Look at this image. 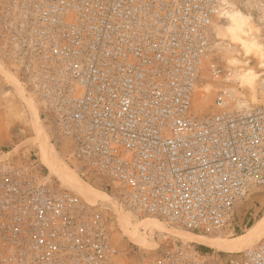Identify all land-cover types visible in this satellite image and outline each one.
Instances as JSON below:
<instances>
[{
  "label": "built area",
  "instance_id": "1",
  "mask_svg": "<svg viewBox=\"0 0 264 264\" xmlns=\"http://www.w3.org/2000/svg\"><path fill=\"white\" fill-rule=\"evenodd\" d=\"M264 35V0H238ZM234 0H0V61L13 70L68 166L124 210L201 235L241 230L237 206L264 187V106L229 85L193 109L214 26ZM253 19V17H251ZM212 81L234 80L213 58ZM264 90V80L261 82ZM6 152L5 154H8ZM47 180L36 160L0 159V264H264V237L223 257L176 240L122 262L113 217Z\"/></svg>",
  "mask_w": 264,
  "mask_h": 264
},
{
  "label": "rangeland",
  "instance_id": "2",
  "mask_svg": "<svg viewBox=\"0 0 264 264\" xmlns=\"http://www.w3.org/2000/svg\"><path fill=\"white\" fill-rule=\"evenodd\" d=\"M237 4L236 8H232V11H238L243 15L249 16L252 31L251 34L244 37L246 39H253L256 41L259 48L262 50L252 49L249 53H246L244 48L240 44L233 42L230 39V35L226 32L225 25L227 24L226 17L214 26V32L212 34V41L210 45L209 58H213L217 63L225 68L233 70L235 78L229 82L226 81H212L209 79V73L207 70V64L209 58L204 62L202 69V77L200 78L198 88L193 97V109L197 113H203L210 111L211 104L215 95L216 88L229 85L234 88V92L237 95L236 107H251V106H264V90H261V82L264 80V57L260 55L262 52L264 55V35L258 29L254 14L251 10L244 8L243 5L239 6L238 0H234ZM253 17V19L251 18ZM252 37V38H250ZM248 69L254 71L259 76L256 77L253 84L241 83V75ZM52 132L50 127L39 114V108L32 98L31 94L25 90L17 79V75L13 70L6 68L0 61V159L6 156L24 155L30 156L36 160L38 167L46 175L47 180L63 189H67L75 194L83 196L82 193L73 190L72 187L66 181H62L55 174L40 161L39 148L37 142L41 141L47 147H53L55 165L61 167V169L68 170L69 173L75 175V177L81 181L85 186L90 187L96 192L102 193V198L94 200L90 197H85L89 202H93L100 206L104 215L112 216L111 229V241L112 244L120 251L121 261L133 262V261H148L154 257L162 248L167 246L173 241L180 240L184 242H190L195 247L200 243L190 241L184 236L185 230L175 228L162 221V227L158 230L156 228H148L145 230L142 223L155 221V219L147 218L142 215L132 214L122 209L111 197L110 193L99 187L100 180L87 176L89 181L83 180L74 170V167L68 166L65 162V157L70 152V144L68 142H58L57 145L51 141ZM49 143V144H48ZM8 154H5L8 152ZM86 183V184H85ZM88 184V185H87ZM69 185V186H68ZM82 194V195H81ZM89 198V199H88ZM104 198V199H103ZM132 219L133 224L139 228L142 234L148 236V243L145 246L137 245L133 243L125 235L121 229L119 214ZM264 214V187L256 189L252 194L241 201L237 206V218L241 225V235H205L207 237L214 238L216 240H223L227 242L232 241L234 244L248 242L251 246L255 242H252L250 238L242 237L246 234L249 223H256ZM158 221V220H157ZM182 233V234H181ZM177 234V235H176ZM178 234L183 235L180 236ZM243 235V236H244ZM241 236V238H239ZM264 234L259 237V241ZM230 240V241H229ZM256 241V242H257ZM252 242V243H251ZM251 243V244H250ZM206 246L204 244H200ZM211 249L208 253H214L223 257H232V253L237 251V248L230 250H220L217 247L206 246ZM197 248V247H196ZM245 248V247H244ZM242 248V249H244ZM240 250V249H238ZM223 252V254L221 253Z\"/></svg>",
  "mask_w": 264,
  "mask_h": 264
},
{
  "label": "bare ground",
  "instance_id": "3",
  "mask_svg": "<svg viewBox=\"0 0 264 264\" xmlns=\"http://www.w3.org/2000/svg\"><path fill=\"white\" fill-rule=\"evenodd\" d=\"M225 17L227 19L225 30L230 35V39L233 42L240 44L241 47L244 48L246 53H249L252 49H257V50L262 51L257 45L256 41L253 40L254 38L250 40L244 38L248 36V34H251V31H252V25H251L249 16L243 15L242 13L236 10L232 12L229 11ZM260 55L264 57L262 52L260 53ZM257 76L259 75L256 74L254 71L248 69L241 75L240 82L250 83L252 85ZM36 144H37V147L39 148L40 161L45 166H47V168L50 170L51 173L55 174L62 181L68 182V184L70 185V187L73 188V190H76L82 193L83 196L85 195L87 197H90L98 201L99 199L102 198V193L96 192L90 187L85 186L81 181H79L80 179L78 180L76 178L77 176L75 177V175L69 173L68 170L63 169V168L61 169V167L59 168V166L55 165V160L53 159V157H55L53 150H52L53 147L51 146L47 147V145L45 146V143L43 144V142L41 141H38ZM83 196H80V197L83 198ZM83 199L90 204H95L93 202H89L85 197ZM119 216H120L119 219L121 223V229L124 231L125 235L129 238V240H131L133 243L137 245L145 246L149 242L148 236L142 234L139 228L133 224L132 219L124 216L122 213L119 214ZM142 226L145 230H148V228H153V227L159 230L162 226V223L155 220V221H152V223L151 222L142 223ZM181 234H178V235L183 237V235ZM183 234H185L184 237L190 241L204 244L206 246L217 247L220 250H230L232 248H237V251H238V249L242 250V248L244 247L246 248V246L249 245V243L246 241L243 243L234 244L230 240H229L230 242H227L226 239L225 241L216 240L214 238L207 237L205 235L196 234V233H192L188 231ZM263 234H264V214L255 224H253L248 229L245 235L243 234L244 236L242 235V237H246V239L250 238L252 242L256 243L259 237H261ZM239 238H241V236Z\"/></svg>",
  "mask_w": 264,
  "mask_h": 264
},
{
  "label": "trees",
  "instance_id": "4",
  "mask_svg": "<svg viewBox=\"0 0 264 264\" xmlns=\"http://www.w3.org/2000/svg\"><path fill=\"white\" fill-rule=\"evenodd\" d=\"M252 224H254V223H249V224L247 225V229H248ZM236 233H237L236 235H241V234H242V232H240V231H237ZM196 247H197V249H198L200 252H202V253H208V252L211 251L210 248H208V247H206V246H203V245H200V244L196 245ZM221 253L223 254V252H221Z\"/></svg>",
  "mask_w": 264,
  "mask_h": 264
}]
</instances>
